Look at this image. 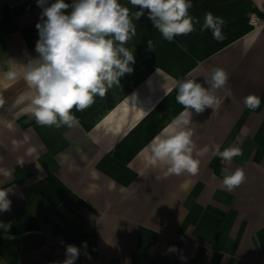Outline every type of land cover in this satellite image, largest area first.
Wrapping results in <instances>:
<instances>
[{
  "label": "crops",
  "instance_id": "crops-1",
  "mask_svg": "<svg viewBox=\"0 0 264 264\" xmlns=\"http://www.w3.org/2000/svg\"><path fill=\"white\" fill-rule=\"evenodd\" d=\"M54 2L47 0L46 6ZM191 2L189 14L200 24L173 42L154 28L147 9L139 20L133 18L136 35L125 45L135 56L133 72L122 76L119 86L109 89L104 98L96 96L90 107L115 105L116 93L124 91L135 96L137 108L131 106V99L124 116L96 128L82 125L95 144L121 136L125 141L129 138L130 148L138 142L140 150L151 126L164 130L162 125L170 124L171 119L163 114L182 107L173 94L178 91L174 82L194 79L207 88L211 70L221 67L229 73L228 84L210 89L220 99L213 108H221L223 122L231 125L221 137L226 143L221 151L237 146L243 155L230 162L218 156L217 168L211 171L213 185L209 180L193 186L178 180L162 181V187L175 190L166 206L157 207L151 218V211L141 208L137 217L128 211L131 199L125 196L124 209L119 211L116 199L109 200L99 184L89 182L94 177L92 169L83 170L85 175L79 180L72 178L71 172L79 171L72 164L71 169H65L71 177L64 176V168L54 157L58 153L52 158L44 155L39 165L27 161L35 152L30 139L68 149L65 134L46 126L30 138L20 131L0 133V146L8 151L0 165V189L11 190L10 211L0 212V222L11 223L8 232L0 228V264H62L69 244L80 249L75 264H264V0ZM119 3L128 7L130 14L139 11L129 0ZM42 11L37 0H0V44L12 45L17 55H39L35 50L39 39L36 24ZM206 12L224 19L223 40H215L210 30H199ZM148 40L154 51L148 50ZM0 59L8 58L0 55ZM18 84L26 86L23 77ZM249 94L260 98L255 110L244 105ZM163 98L168 100L167 109L159 102ZM173 103L175 109L170 110ZM77 115L80 120L83 113ZM140 123L142 127H138ZM143 154L151 159L147 151ZM224 168L230 172L242 168L246 182L233 191L222 189ZM209 178L212 180L211 175ZM172 246L176 250L168 251Z\"/></svg>",
  "mask_w": 264,
  "mask_h": 264
},
{
  "label": "clouds",
  "instance_id": "clouds-1",
  "mask_svg": "<svg viewBox=\"0 0 264 264\" xmlns=\"http://www.w3.org/2000/svg\"><path fill=\"white\" fill-rule=\"evenodd\" d=\"M46 2L37 0V5L43 8L40 22L36 24L39 39L35 50L39 56L26 65L23 78L28 91L20 98H27L26 112L41 126L59 128L77 123L73 108L77 111L87 109L95 102L96 96L104 98L109 89L119 86L122 76L133 72L135 56L125 45L136 35L133 18L139 20L145 9L154 28L168 42L194 32L195 25L200 24L199 19L189 14L193 7L191 0H129L132 6L139 7L134 15L119 0H73L71 4L55 0L50 6H46ZM224 24L222 17L206 12L199 30H210L213 38L221 41L225 38ZM147 45L149 51H154L151 40ZM6 78L14 81L17 74L9 71ZM229 79L225 69L214 67L211 79L206 80L207 88L194 79L174 82L178 88L175 100L183 106V111L150 142V164L166 168L169 174H198L200 161L193 155L192 110L201 114L206 108L219 105L220 99L212 90L225 88ZM125 102H129V98L126 97ZM243 102L250 110H255L261 103L255 94L247 95ZM3 103L0 98V106ZM131 106L137 108L135 96ZM213 155L230 162L243 152L237 146L221 151L220 146L215 145ZM222 174L220 187L228 191L239 188L247 179L242 168L231 172L224 168ZM9 191L0 189V212L10 211ZM0 228L8 232L11 223L0 222ZM7 238L13 239L11 236ZM83 247L87 248L86 241ZM175 250L172 246L168 251ZM79 255L78 247L67 245L66 259L62 264H75Z\"/></svg>",
  "mask_w": 264,
  "mask_h": 264
},
{
  "label": "rangeland",
  "instance_id": "rangeland-1",
  "mask_svg": "<svg viewBox=\"0 0 264 264\" xmlns=\"http://www.w3.org/2000/svg\"><path fill=\"white\" fill-rule=\"evenodd\" d=\"M0 55L8 58L5 60L0 59V72H3L0 75V83L2 82V85L0 84V98L4 100L3 105L0 106V133L20 131L21 134H26L30 138L31 134L38 133L44 126L39 125L26 112L28 100L27 98L21 100L20 98L28 91V87L27 84L26 86L25 84H18V81L22 80L23 75L21 73L26 69L27 63L32 59L38 58L39 55H17V51L12 48V45L4 44H0ZM9 71L17 74V78L14 81L6 78V73ZM168 86V88H171L173 85ZM174 89L176 90V87ZM177 92L173 93L174 97H176ZM181 109H183V106H177L173 113L165 112L163 117L172 121L180 114L178 112ZM77 112L75 108L72 110V114L77 118V123L62 125L59 128L51 126L53 131L65 134V137H68V149H64L65 145H44L41 140L33 141L30 139L31 145L35 147V152L27 161H32V164L39 165L44 155L52 158L53 153H58L54 157L61 164L59 165L60 168H64L66 173L67 170L65 169L69 167L71 169V164L78 167L79 171L71 173L73 174L72 178H78L79 180L85 175L82 172L83 170L92 169L94 173H91V175L94 177L93 179H88L89 182L91 184H99L103 194H108L109 200L112 198L116 199L117 205H115V208L119 211L124 209L122 201L125 196L126 199H131V206H129L130 204L128 205L131 207V211H128L137 217L140 216L141 208L146 207L149 209L151 218V216L154 217L157 207L164 208L166 206L164 203L168 201V197L175 193V190L173 192L172 188L162 187V181L178 180L181 184L193 186L209 180L207 183L211 182V185H213L215 176H213L214 173L211 171L217 168L215 160L218 157L213 155L214 146L219 145L220 150L226 147V143L223 144L221 137L231 126L223 122L221 108H206L201 114H196L192 110L193 155L194 158L200 161V170L195 176L187 173L175 175L169 174L166 168L150 164L148 157L143 154L144 151H147L151 155L150 142L156 135L163 132V129H160L158 125L157 127L151 126L147 132L146 138L142 143L143 152L142 149L138 150V142L132 143L130 148V144L121 136L114 137V139H105L98 145L91 140L88 135L89 131L82 125L81 117L79 120ZM82 113L83 111H81V116ZM46 127L49 128V126ZM62 148L64 150L59 154ZM7 153L6 146H0V165L5 162V157L3 156L7 155ZM68 163L69 165H67ZM71 173L68 174L67 172L64 176L70 175L69 177H71ZM210 175L212 180L209 178ZM108 186H110L109 189ZM80 187L81 185L78 188L80 189ZM180 190V193L183 194V189L181 188ZM195 190L198 191L199 189L195 188ZM21 205L24 204L21 203Z\"/></svg>",
  "mask_w": 264,
  "mask_h": 264
},
{
  "label": "bare ground",
  "instance_id": "bare-ground-1",
  "mask_svg": "<svg viewBox=\"0 0 264 264\" xmlns=\"http://www.w3.org/2000/svg\"><path fill=\"white\" fill-rule=\"evenodd\" d=\"M126 97L129 98V100L132 99V97L129 96L128 93L122 91V93H116L115 105L110 104L105 106L102 103H97V105L85 109L83 112V116L81 118L82 123L84 125L92 126L96 128L103 124L111 122L116 117L124 116V112H126L127 109V105H126L127 102H125ZM167 101H168L167 98H163L159 102L161 103V105H163L166 108ZM175 106H176L175 103H173L168 108L170 110H173L175 109ZM159 112H160V108L158 109V113ZM168 125L169 123H164L162 126L165 129V127H167ZM138 127H142V123L138 124ZM128 139L129 138H127L126 141H128Z\"/></svg>",
  "mask_w": 264,
  "mask_h": 264
}]
</instances>
